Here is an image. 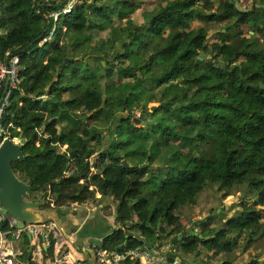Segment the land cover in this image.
Masks as SVG:
<instances>
[{"label": "trees", "instance_id": "16d2710c", "mask_svg": "<svg viewBox=\"0 0 264 264\" xmlns=\"http://www.w3.org/2000/svg\"><path fill=\"white\" fill-rule=\"evenodd\" d=\"M68 2L0 0V60L16 56L21 77L3 125L11 137L23 134L27 157L11 167L32 184L31 199L57 209L95 197L107 209L110 199L117 228L102 248L148 241L165 253L187 229L181 210L195 207L208 185L228 195L244 185L256 203L198 220L174 252L184 261L215 258L263 232L264 0H76L62 13ZM70 112L89 115L86 135L59 117ZM90 149L100 151L93 162L84 157ZM21 245V258L35 264L27 237Z\"/></svg>", "mask_w": 264, "mask_h": 264}, {"label": "built area", "instance_id": "2783aa9c", "mask_svg": "<svg viewBox=\"0 0 264 264\" xmlns=\"http://www.w3.org/2000/svg\"><path fill=\"white\" fill-rule=\"evenodd\" d=\"M75 1L69 0L62 9V13L69 12ZM58 16L57 12L51 14L54 20H57ZM20 83L18 58L12 56L5 62L0 60V143L5 138L15 142L21 141V139L17 141L16 137L10 139L11 132L3 125V114L8 106L9 94L12 90L17 89ZM16 223V219L0 205V264H27L28 259L21 258V248L13 245L25 237L30 239V244L34 247V250H31L33 261L40 258L42 248L52 247L54 249L55 253L52 256L51 264H157L159 260L164 259V252H158L157 256H153L152 249L145 245L134 249H125L121 252H110L101 247L102 240L99 239L91 243L92 256L88 261H84L74 257L71 252L74 236L67 235L66 237L57 223L46 221L40 224H26L22 228H18Z\"/></svg>", "mask_w": 264, "mask_h": 264}, {"label": "rangeland", "instance_id": "374dc122", "mask_svg": "<svg viewBox=\"0 0 264 264\" xmlns=\"http://www.w3.org/2000/svg\"><path fill=\"white\" fill-rule=\"evenodd\" d=\"M150 1H164V0H150ZM247 2V0H241V5L243 3ZM141 13L138 11L135 13V15ZM214 31H212L210 34H212ZM103 37H105V33H101ZM119 51L122 49L119 47ZM92 62V61H91ZM114 65H126V63L121 60V59H115L114 58ZM47 101L50 102V99L46 96L43 97L41 96V101ZM43 102V101H42ZM48 112H45V115H47ZM139 111L135 113L134 117L139 116ZM63 120H68L71 123H73L76 126V129L78 133H81V135H86L87 134V128L85 125L89 126L88 118L86 120H79L77 118L72 117L70 114H61L59 116ZM66 120V121H67ZM140 125V124H139ZM101 129H103V125L99 126ZM115 128L112 129L111 134L105 133V135L108 137L105 141L102 143V148L104 149L108 146V141L110 137L114 136ZM18 134V133H17ZM23 134L16 135L15 137L17 138V141L22 137ZM20 137V138H19ZM14 138V137H13ZM10 137V139H13ZM38 144V143H37ZM40 145L42 149H46L49 147L50 143L48 142V139L44 137L42 142L40 141ZM64 151V147L62 148ZM93 155L89 157V161L93 162L94 160ZM225 192L224 188H220L217 184H211L208 185L204 191L198 196L197 200V205L193 207L192 209L185 208L181 210V213L183 217L185 218L187 229L190 234L193 232H197L199 230L198 226V220L205 219L206 216H216V213L221 212V210L228 211L227 209L232 208L235 209L239 203H241L243 200H247L248 202H253L256 203V195L253 194L252 191L248 190V188L244 185H239L233 188L232 194L228 195ZM37 197V196H36ZM93 201V202H91ZM107 200L99 199L97 197L94 198V200L87 201L83 203V205L77 204L75 207L77 209H92L95 207L101 208L102 215L107 218L112 225L115 227L113 223V217H114V209H115V204L112 202L110 199L109 201V208L110 210H107L105 208ZM74 204V203H73ZM258 210H263V207L261 205L255 206ZM69 208V207H68ZM72 210L73 207H71ZM207 218V219H208ZM225 221L224 218L217 219L215 223L213 224L214 226L221 225ZM264 229V228H263ZM131 233L135 235L141 234V227L139 225H136L131 229ZM256 238V239H255ZM240 245H237V249L231 250V252H225V253H220L217 257H208V255H195L194 258L192 257H187L184 262L186 264H245L248 262H251L252 259L257 258L260 262H264V231L256 234L252 238V236L249 238V242L246 240L242 241L239 243ZM168 248V247H167ZM167 251V249H166ZM178 253H180L178 251ZM179 257V256H178Z\"/></svg>", "mask_w": 264, "mask_h": 264}, {"label": "water", "instance_id": "95a60500", "mask_svg": "<svg viewBox=\"0 0 264 264\" xmlns=\"http://www.w3.org/2000/svg\"><path fill=\"white\" fill-rule=\"evenodd\" d=\"M114 5L115 4L113 3V6ZM208 58H210V56H208ZM68 60L69 59L66 58L65 62L59 66V69L62 68ZM153 109L154 106H151V110ZM144 112V110H141L138 117L132 118V122L134 124L141 123L144 119ZM70 115L79 120L87 119V115L79 114L78 112H70ZM24 143V140L15 142L8 138H5L0 143V205L4 207L10 216L16 219V226L18 228H22L26 224L44 223L48 219H52L54 216H62L71 212L68 207L61 209L42 208L45 203L44 198L39 200L31 199L30 192L32 190V184L21 180L11 167V162L26 159L27 154H24L22 150V145ZM88 153L94 154V151L90 149ZM75 154L76 151H72L69 154V157L72 158ZM84 157H87V154H85ZM50 213L53 214L52 218H50ZM207 218L208 216H206V219ZM204 220L205 219H202L201 221L203 222ZM187 234L188 231L185 230L180 234L173 236L167 248L168 253H166V257L164 256V259L159 260L157 264H186V262L174 254V251L177 241L184 238ZM144 244L146 247L152 249L153 256L159 254L157 246H151L148 241H144ZM152 254L150 255V258L152 257Z\"/></svg>", "mask_w": 264, "mask_h": 264}, {"label": "crops", "instance_id": "0c3cea01", "mask_svg": "<svg viewBox=\"0 0 264 264\" xmlns=\"http://www.w3.org/2000/svg\"><path fill=\"white\" fill-rule=\"evenodd\" d=\"M76 205L77 203L71 204L69 206L71 212L62 216H54L52 218L53 214L50 213V218L52 219H48L47 221H53L57 223L61 232H63L66 237L67 235L74 236L71 250L73 256L78 259L88 261L92 256L90 249L91 243L99 239L102 240L104 236L110 234L114 229L117 228V226L114 222V217L113 223L115 227L107 218L102 215L101 208L95 207L90 210L86 208L77 209L75 207ZM71 207H73L74 210H72ZM107 210L110 209L107 208ZM40 239H42V237H40ZM28 240L30 241L29 238ZM21 243L22 241L20 240L13 243V245L15 247L19 246L23 253L24 246H22ZM28 250L31 252V250H34V247L30 244ZM54 253L55 252L53 248L51 253L48 252L47 248H42L40 258H37L36 261L34 260L35 264H51Z\"/></svg>", "mask_w": 264, "mask_h": 264}, {"label": "flooded vegetation", "instance_id": "af4514ba", "mask_svg": "<svg viewBox=\"0 0 264 264\" xmlns=\"http://www.w3.org/2000/svg\"><path fill=\"white\" fill-rule=\"evenodd\" d=\"M79 113V112H78ZM79 114H81V113H79ZM89 117V115H87V118ZM67 120V119H66ZM68 121V120H67ZM132 121V120H131ZM69 122V124L71 125V127H72V129H73V131L75 132V133H77L78 135H81V133H78V131H77V129H76V126L73 124V123H71L70 121H68ZM85 127L87 128V133H88V131H89V126H87V125H85ZM100 128V127H99ZM104 128V127H103ZM101 129V128H100ZM109 134H111V131L109 132ZM104 140H106L107 138V136H105V132H104ZM22 140H24V139H22ZM103 140V141H104ZM66 149V147H64V150ZM93 150V149H92ZM94 151V150H93ZM99 153H100V151H94V154H89V155H87V157H85V159L87 160L89 157L88 156H91V155H93V156H95V157H97L98 155H99ZM94 157V158H95ZM145 164V163H144ZM166 253H168V252H166L165 251V257H166ZM174 254L176 255V253L174 252ZM167 264H169V263H167Z\"/></svg>", "mask_w": 264, "mask_h": 264}, {"label": "clouds", "instance_id": "9594fccd", "mask_svg": "<svg viewBox=\"0 0 264 264\" xmlns=\"http://www.w3.org/2000/svg\"><path fill=\"white\" fill-rule=\"evenodd\" d=\"M17 130V129H16ZM20 138V137H19ZM22 140V138H20ZM160 252V251H159ZM164 256H165V253H164Z\"/></svg>", "mask_w": 264, "mask_h": 264}]
</instances>
